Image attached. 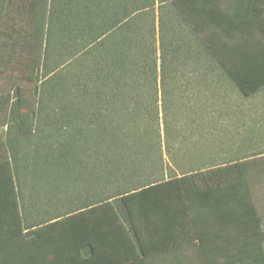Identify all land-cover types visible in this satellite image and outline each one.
Here are the masks:
<instances>
[{"label":"trees","instance_id":"16d2710c","mask_svg":"<svg viewBox=\"0 0 264 264\" xmlns=\"http://www.w3.org/2000/svg\"><path fill=\"white\" fill-rule=\"evenodd\" d=\"M187 35L243 95L264 87V0H0V67L18 69L30 84L17 83L0 102L8 117L0 141V264H264L256 164L138 185L140 139L125 134L132 138L126 172L98 171L99 159L90 168L80 151L88 136L75 127L82 112L75 110L68 132L69 109L42 102L45 70L75 59L76 98L87 104L93 91L81 75L84 61L104 52L113 58L105 66L113 88L96 96L110 110L94 112L89 125L115 128L122 91L125 123L142 115L166 131L167 80ZM108 154L106 164L120 159L116 143ZM77 193L86 201L75 202Z\"/></svg>","mask_w":264,"mask_h":264},{"label":"rangeland","instance_id":"374dc122","mask_svg":"<svg viewBox=\"0 0 264 264\" xmlns=\"http://www.w3.org/2000/svg\"><path fill=\"white\" fill-rule=\"evenodd\" d=\"M125 1L127 0H122V3ZM182 42L181 55L176 62L172 63L167 80L168 125L166 131H164L163 124L159 129L156 120L142 115L131 118L130 121L135 120L132 125L125 123L127 116L120 109L123 107L125 96L122 91H119V98L115 104L116 109L113 111L115 128L111 125L110 127L107 124L108 121L105 123V130L97 125H89L94 119V112L101 109L102 114L106 115V112L110 110V106L99 103L96 96V93H101L102 97H108L113 88L108 80L110 71H105V66L108 62L112 63L113 58H109L104 52L95 51L90 58L84 61V66L88 71H84L81 75L90 79L89 84L93 91L87 104H79L80 101L76 98L75 75L80 74V68L75 66V59L67 63L64 61L63 67L59 68V65L52 64L45 70L46 79H44L43 88L49 96H45L42 102L53 110H59L61 106L69 109L64 116L65 131L68 130V132H71V129L69 130L70 126H67V122L75 123V110L82 112L84 122L76 123L75 127L77 129L80 127L88 136L87 142L81 140L86 142V147L83 143L84 148L82 147L80 151L82 152L81 157L86 159L90 168L94 166L92 162L99 159L101 162L96 163L98 171L103 167L109 170L110 167L115 173L126 172L129 158L125 143L130 144L132 138L125 139V134L130 132L140 139L138 148L141 153L138 165L141 173L138 178L134 179L138 185L199 172L236 161H247L252 166L256 164L261 169L254 172L255 189L261 191L264 187L262 184L264 181L262 179L264 130L262 129L264 127H261L260 123L247 125L241 122L240 110L248 107L263 108L264 92L246 98L196 38L187 35ZM158 58H160V52H158ZM21 76L18 69L11 68L6 71L3 65L0 67V102L4 104L3 100L8 95L13 97L12 90L17 83L30 87L29 83L20 78ZM106 106L109 107L106 108ZM7 121L5 111L1 110L0 141L5 139L7 131L4 124ZM114 134L117 138L115 137L112 141ZM159 134L162 137L161 151L157 150L160 146ZM112 143H116L120 159L106 164L104 160L106 157L108 160ZM144 143L150 144L156 150L152 148L148 152ZM67 164L71 166L70 161ZM70 170L72 167L65 169V171ZM91 190L90 194L93 195L99 189ZM86 198L85 194H75V202L79 204L86 201ZM186 253L187 256H192L190 252Z\"/></svg>","mask_w":264,"mask_h":264},{"label":"crops","instance_id":"0c3cea01","mask_svg":"<svg viewBox=\"0 0 264 264\" xmlns=\"http://www.w3.org/2000/svg\"><path fill=\"white\" fill-rule=\"evenodd\" d=\"M262 92H264V87L262 89H260L257 93H255L251 96H246V98H251V97H253L257 94H260ZM240 111H241V115H242L241 122L246 123L247 125H249L250 123H260V124H262L261 127H264V107L258 108V109H252L251 107H248L246 109H241ZM262 130H264V128ZM262 179L264 180V173H263ZM262 184L264 186V181ZM262 188L263 189H261V191L256 190V196L258 199L260 213L262 214V217H263V226H264V187H262ZM33 205H35V204H33ZM40 205H41V203L35 205V207L38 208Z\"/></svg>","mask_w":264,"mask_h":264}]
</instances>
